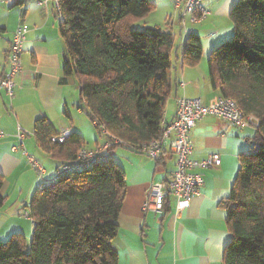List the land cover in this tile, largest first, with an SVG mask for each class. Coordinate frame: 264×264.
<instances>
[{
	"label": "trees",
	"instance_id": "trees-1",
	"mask_svg": "<svg viewBox=\"0 0 264 264\" xmlns=\"http://www.w3.org/2000/svg\"><path fill=\"white\" fill-rule=\"evenodd\" d=\"M58 5V30L65 44L62 79L73 77L77 108L109 147L101 159L36 188L28 204L30 241L27 245L19 232L0 241V264H117L112 240L127 185L112 151L124 147L143 153L145 144L160 138L166 102L176 88L172 57L181 66H193L202 47L194 32L186 33L179 50L170 30L133 29L154 8L150 0H58ZM229 19L230 39L207 58L209 82L258 123L250 151L239 154L229 197L221 202L232 234L222 262L264 264V0H235ZM58 133L47 117L34 119L35 143L56 170L76 165L78 151L86 147L78 132L70 131L62 142L53 140ZM3 179L0 174V208ZM167 210L169 197L162 213Z\"/></svg>",
	"mask_w": 264,
	"mask_h": 264
},
{
	"label": "crops",
	"instance_id": "crops-1",
	"mask_svg": "<svg viewBox=\"0 0 264 264\" xmlns=\"http://www.w3.org/2000/svg\"><path fill=\"white\" fill-rule=\"evenodd\" d=\"M203 2L208 12L206 17L198 27L185 28L187 33H197L211 49L232 35L229 12L235 0ZM11 5L9 0H0V74L8 71L5 56L14 30L19 24H25L28 31L22 44V68L14 78L13 98L0 90V174L4 178L1 192L5 195L0 208V241L15 232L24 233L18 225L5 226L8 224L5 218L12 217L6 203L14 194L29 192L37 181L28 156L34 157L30 152H44L37 147L32 135L34 119L45 116L57 132L67 129L82 137L85 118L89 120L77 108L79 96L73 77L62 79L65 44L58 30L54 2L49 0L39 5L35 0H21ZM176 11L182 22L181 11ZM166 25L161 31L172 33L170 16ZM182 43L183 38L177 47L179 50ZM172 66L171 80L176 88L166 102L163 115L166 122L173 119L176 99L182 95L199 97L204 105L216 103L221 94L210 85L206 60L202 62L200 58L193 66H181L180 60L173 56ZM17 126L26 134L22 145L17 138ZM255 127L256 124L239 128L228 126L213 115L197 120L189 134L190 158L200 161L218 154L221 162L211 168L194 169L201 178L198 193L181 204L170 196L169 210L162 214L145 209V203L149 200L151 185L171 177L174 155L165 149L157 159L135 152L121 156L119 165L127 186L117 218V234L112 240L118 255L117 264H223V250L232 234L227 228V212L221 202L229 197L239 169V154L251 149L249 140ZM83 138L87 149H96L104 143L94 141L90 147ZM44 155L53 162V168L45 170V178H49L57 166L48 154Z\"/></svg>",
	"mask_w": 264,
	"mask_h": 264
},
{
	"label": "built area",
	"instance_id": "built-area-1",
	"mask_svg": "<svg viewBox=\"0 0 264 264\" xmlns=\"http://www.w3.org/2000/svg\"><path fill=\"white\" fill-rule=\"evenodd\" d=\"M16 0H9L10 3ZM37 4L44 5L49 0H35ZM55 4L58 18L62 14L59 9L58 0H52ZM176 10H180L181 16L187 18L188 23H199L207 15V10L203 6V0H172ZM184 37L186 35V28ZM28 28L25 24H19L12 34L9 46L6 51L5 61L8 71L0 74V90L8 98H13L15 89V76L21 71L22 44ZM183 37V39H184ZM205 115H213L223 123L232 127H245L249 124H256L258 120L252 115H243L235 101L228 97L220 96L213 105H204L199 97L188 98L184 95L176 99V109L174 117L170 122L164 118L160 121L161 135L157 140L150 141L142 147L143 153L152 159H157L161 152L167 149L175 157V168L171 177L165 181H158L151 185L149 200L145 203V209H151L156 214H162L164 200L173 197L177 204L186 203L198 193L201 185V178L193 170L196 168H211L218 166L221 159L218 154H211L206 159L195 161L190 158L191 141L190 131L197 120ZM67 129L61 130L53 140L62 142L69 135ZM2 134L0 133V136ZM25 132L17 126V138L22 145ZM109 147L108 143H103L96 149L81 148L77 157L79 162L74 166H63L49 177L45 178V169L42 164L32 156H28L30 163L36 172V188L44 187L55 182L63 172L76 168L86 167L91 162L101 159L100 154ZM27 214L25 213V216Z\"/></svg>",
	"mask_w": 264,
	"mask_h": 264
},
{
	"label": "rangeland",
	"instance_id": "rangeland-1",
	"mask_svg": "<svg viewBox=\"0 0 264 264\" xmlns=\"http://www.w3.org/2000/svg\"><path fill=\"white\" fill-rule=\"evenodd\" d=\"M150 1L153 3L154 8H152L146 14L145 17L135 21L132 25L133 29L144 30L150 27V28H156L158 30H163L164 28L167 27L166 19L168 16H170V19H172V22H173L172 33L175 38V44L178 47L180 46L183 35H184L183 28L186 27L188 30L189 27L199 26L198 23H193V24L188 23L186 17L181 22L178 19L177 11L173 7L172 0H150ZM205 2H207V0H205ZM230 37L227 38L225 41L229 40ZM200 43H202L201 47L203 49L201 60L202 62H204V60L207 61L206 58H208L209 52L213 48L208 49L206 46L207 42L205 40L204 42H202V40L200 39ZM217 46L218 45L214 46V48ZM80 117L82 116L80 115ZM82 118H85V117H82ZM85 120H86L85 121L86 123L83 126L82 131H83V137H85V139L87 140V145L90 147L93 146L94 141H97L99 144L102 143L104 141L103 135H101L99 131H97L93 127L90 120H87L86 118ZM36 152H37L36 154L34 152H30V153H33L30 155H33L34 156L33 158H35L38 162H40L45 170L53 168V162L46 155H44V153H42L41 151H36ZM132 153L133 152L131 150L124 148V147H117L116 149L112 151L113 158L118 164H120L121 156L125 157V154H132ZM35 190H36V183L29 190V192H22L21 194L18 193V194L12 195V198L10 199V201H7L6 203L7 208H8L7 212L9 213V215H12V217L7 219L3 215V218H5L6 220V223H8L5 226H8L9 224H14V225H18L21 228V231L24 232L23 236L26 239L27 245L30 241L31 234H32V228H31L32 221L30 220L29 217L25 216V213L28 214V204ZM30 228H31V232H29ZM9 236H7V238ZM3 239L5 240L6 238H3ZM28 249L29 248L27 246L26 251H28Z\"/></svg>",
	"mask_w": 264,
	"mask_h": 264
}]
</instances>
